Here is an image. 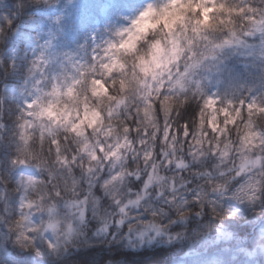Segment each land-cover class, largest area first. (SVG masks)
<instances>
[{
  "label": "clouds",
  "instance_id": "clouds-1",
  "mask_svg": "<svg viewBox=\"0 0 264 264\" xmlns=\"http://www.w3.org/2000/svg\"><path fill=\"white\" fill-rule=\"evenodd\" d=\"M0 264H264V0H0Z\"/></svg>",
  "mask_w": 264,
  "mask_h": 264
}]
</instances>
